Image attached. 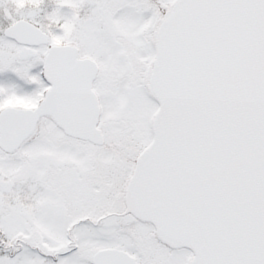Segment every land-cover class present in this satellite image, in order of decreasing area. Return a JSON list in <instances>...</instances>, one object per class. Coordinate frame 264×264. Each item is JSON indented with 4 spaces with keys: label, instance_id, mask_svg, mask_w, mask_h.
Returning a JSON list of instances; mask_svg holds the SVG:
<instances>
[{
    "label": "snow or ice",
    "instance_id": "1",
    "mask_svg": "<svg viewBox=\"0 0 264 264\" xmlns=\"http://www.w3.org/2000/svg\"><path fill=\"white\" fill-rule=\"evenodd\" d=\"M0 264H264V0H0Z\"/></svg>",
    "mask_w": 264,
    "mask_h": 264
}]
</instances>
